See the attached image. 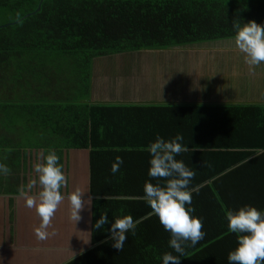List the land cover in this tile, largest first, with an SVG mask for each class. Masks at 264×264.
Masks as SVG:
<instances>
[{"label":"trees","instance_id":"trees-1","mask_svg":"<svg viewBox=\"0 0 264 264\" xmlns=\"http://www.w3.org/2000/svg\"><path fill=\"white\" fill-rule=\"evenodd\" d=\"M257 35L264 0H0V264H150L136 251L121 260L125 234L109 236L125 228V197L146 198L157 213L159 237L169 242L159 264H264V64L255 76L229 77L253 91L241 103H90L95 58H196V50ZM215 68L204 69L208 95ZM178 75L179 93L187 85ZM165 127L174 140H165ZM152 145L175 158L131 163V149ZM236 175L259 192L254 210L241 215L232 213L235 199L206 186ZM72 240L83 248L58 254Z\"/></svg>","mask_w":264,"mask_h":264},{"label":"crops","instance_id":"crops-1","mask_svg":"<svg viewBox=\"0 0 264 264\" xmlns=\"http://www.w3.org/2000/svg\"><path fill=\"white\" fill-rule=\"evenodd\" d=\"M226 41H231V39ZM226 41L223 42L228 43ZM234 41L237 43L235 45L230 43L232 46L231 48H226L224 45L206 47L205 52L201 54L200 58L197 55H193L196 58H190L186 54H161L148 51L145 53H133L127 55H125V53H121L95 58L93 61V67H101V71L99 72L110 76V73L113 72L111 69L121 71L119 73L120 75L118 76L121 78L120 81L113 82H115L119 87L123 86V89L122 92H120L121 95L119 94L114 96L115 93H113L112 90H110V92L106 90L108 85L111 86L113 82H106V86H104L103 81V85L102 83L92 81L90 103L100 105L110 104L142 105V107H173L183 104H227L249 101L252 98V95L250 94L253 91L241 89V87H237V85L234 84L235 82H230L229 77L233 76L235 79L236 74L230 73L229 68L234 67V65H237V69H240L241 67L248 68L252 72L251 74L255 76L256 72L253 70H258L260 67L259 65L264 64V35L245 36L237 38ZM221 46L224 48L221 49ZM125 56L131 58L134 61V63L127 69H125ZM208 58H210L212 61L210 65H207ZM194 63L197 64L196 67ZM135 66L138 67L140 72L137 73L136 77L133 76L135 73L130 76L133 72L131 70ZM200 66H202L203 69L209 68L211 66L216 67V72L211 75L210 78L211 83L214 85V91L209 95L205 94L202 87V84L206 83L207 85L208 82L202 79L203 73L200 72L202 74L201 75L196 69ZM179 72H181L182 76L186 79L187 86L181 88V91L178 93L177 90L179 87L178 83L176 82V77L179 76ZM193 76H195V79ZM189 79H191L194 83L192 84ZM95 85H98V87ZM163 85L165 86L163 87ZM158 87H163L164 90ZM222 88H224L229 94V96H226L227 99H224L225 93L223 92ZM262 91L264 92V90ZM238 93L239 95L243 94V100H239L240 96ZM96 94L97 96L95 97ZM235 94H237V96ZM118 97L120 99H112ZM165 118L170 117L162 115L159 119L163 120L162 122H166ZM135 121L139 122V120ZM0 129L2 130V128ZM174 134V131H172L169 127H165L163 133V136H167V139L165 140H174ZM151 147L140 149L139 146H137L134 149H131V153L135 158L134 161L130 160L131 163L136 164L139 156L150 158L156 157L158 153L164 154L170 160L174 159L176 156V153H173L167 149H158V147H153V145ZM191 156L192 154L184 155L181 159V162L186 163L185 160ZM149 166H152L153 170L155 169L154 163L152 161H149ZM131 168H135V166H126L125 170ZM126 174L125 188H132L137 176V170H130V174L127 171ZM236 176L237 177H235V180L214 184L213 187L210 186V183L206 186H208L212 192L225 193V200L230 204L232 199H235L234 205L232 207V213L233 215H241L247 213L248 211L254 210L255 206L253 205V202H257L259 200V192L256 190V187L245 181L242 175ZM189 179H183V183L186 184L185 187H189L190 189V184H188ZM191 180L192 178L190 181ZM179 185L182 186L183 184L181 183ZM206 193L209 200L214 199L209 191H206ZM73 200L77 202L78 199L73 197ZM122 219L125 220V228H116L115 231L109 235L116 238H122L125 234V254H121V260H125V258H127V253L130 251H136L138 253V258L146 257L152 259L150 264H159L168 260L167 254L164 252L166 251L169 242L166 239H160L159 231L155 227L157 213L148 205L146 198L140 200L134 197H125V214L122 216ZM254 223H256V225H263V222L260 220H256ZM111 225L106 229H109L108 231L110 233L114 230V227H111ZM162 228V231L165 232L163 225ZM135 242H137V248H133ZM82 248L83 245L72 240L69 244L64 245L63 249H60L58 254H64L66 252L71 256ZM168 255L170 261L172 262L171 257L173 256H171L169 253ZM237 255H241V252H238ZM43 264L58 263L56 261L47 259L44 260ZM125 264L129 263L125 262Z\"/></svg>","mask_w":264,"mask_h":264},{"label":"rangeland","instance_id":"rangeland-1","mask_svg":"<svg viewBox=\"0 0 264 264\" xmlns=\"http://www.w3.org/2000/svg\"><path fill=\"white\" fill-rule=\"evenodd\" d=\"M226 42H228V43H225V42H223L222 44H224V46L226 47V48H231L232 46L230 45V43H232V44H236L237 42H233V41H226ZM221 49H223L224 47H220ZM197 51V53H201V50H196ZM145 53V52H144ZM196 53V54H197ZM198 54V57L200 58L201 57V54L199 55ZM131 59V58H130ZM130 59L129 58H125V69H127L130 65H132L134 62H132V60L130 61ZM200 60V59H199ZM212 63V61L210 60V58H208V63H207V65H210ZM195 64V63H194ZM196 65L197 64H195V67H196ZM94 68V71H93V81H95V82H98V83H102V81L104 82V86H106L105 85V83L106 82H109V83H112L113 81H120V77H117L116 78V76H113V75H110V76H107L106 74H104V73H102V72H99V71H101V67H98V66H94L93 67ZM148 69V68H147ZM197 69V72H201V73H204L205 72V70L204 69H202V66H200V67H197L196 68ZM200 69V70H199ZM245 69V70H244ZM104 70V69H103ZM233 70H234V72H233ZM105 71V70H104ZM131 71H133L132 72V74L130 75V76H132L133 75V73H135L133 76H137V73H139L140 71H139V69H138V67L137 66H135ZM229 72L230 73H235V74H238V73H240V74H243V75H245V74H247V75H250L251 76V73L250 72H248V68H243V67H241L240 69L238 68L237 69V65H234V67H230L229 68ZM112 73H119V72H116V71H113ZM200 73V74H201ZM142 74H144V73H142ZM202 75V74H201ZM102 76V77H101ZM189 81L193 84L194 82L191 80V79H189ZM102 85H103V83H102ZM95 86H97L98 87V85H95ZM113 86V87H112ZM165 85H163V87H164ZM163 87H158V88H162L163 90H164V88ZM168 88V87H167ZM122 89H123V86H118L115 82H113V84L110 86V85H108V87H107V91H109L110 92V90H112V92L113 93H115L114 94V96H116V95H121V93L120 92H122ZM222 90H223V92L225 93L224 95H225V98L224 99H227L226 98V96H229V94L225 91V89L224 88H222ZM236 96H237V94H235ZM238 95H239V93H238ZM97 96V94L95 95V97ZM240 96V98H239V100L241 99V100H243V94H240L239 95ZM112 99H120L119 97L118 98H112ZM127 99V98H126Z\"/></svg>","mask_w":264,"mask_h":264},{"label":"water","instance_id":"water-1","mask_svg":"<svg viewBox=\"0 0 264 264\" xmlns=\"http://www.w3.org/2000/svg\"><path fill=\"white\" fill-rule=\"evenodd\" d=\"M38 10H39V6L37 7L36 11H38ZM26 16H28V15H26Z\"/></svg>","mask_w":264,"mask_h":264}]
</instances>
